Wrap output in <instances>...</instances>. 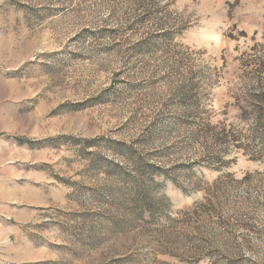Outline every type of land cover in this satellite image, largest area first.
Masks as SVG:
<instances>
[{"label": "rangeland", "instance_id": "1", "mask_svg": "<svg viewBox=\"0 0 264 264\" xmlns=\"http://www.w3.org/2000/svg\"><path fill=\"white\" fill-rule=\"evenodd\" d=\"M262 96L264 0H0V264H264Z\"/></svg>", "mask_w": 264, "mask_h": 264}, {"label": "trees", "instance_id": "2", "mask_svg": "<svg viewBox=\"0 0 264 264\" xmlns=\"http://www.w3.org/2000/svg\"><path fill=\"white\" fill-rule=\"evenodd\" d=\"M260 104H261V108L260 109H258V111L256 112V115H257V117H258V124L259 125H262L263 123H264V96H262L261 97V102H260ZM253 158V157H252ZM259 158H261V157H259ZM260 160V159H259ZM221 182V180H218L217 182H216V184H215V187H217V185H219V183ZM140 194V193H139ZM213 197V195L211 196L210 195V197H209V194H208V200H210L211 202H212V204H213V202H215V200L217 199V198H212ZM146 202V201H145ZM144 202V203H145ZM216 203H217V201H216ZM145 207H149V205L148 204H145Z\"/></svg>", "mask_w": 264, "mask_h": 264}]
</instances>
